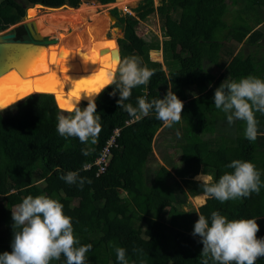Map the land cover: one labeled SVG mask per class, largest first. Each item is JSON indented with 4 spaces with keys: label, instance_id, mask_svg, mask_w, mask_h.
Segmentation results:
<instances>
[{
    "label": "trees",
    "instance_id": "obj_1",
    "mask_svg": "<svg viewBox=\"0 0 264 264\" xmlns=\"http://www.w3.org/2000/svg\"><path fill=\"white\" fill-rule=\"evenodd\" d=\"M25 1L71 8L80 3ZM97 1L104 4L114 0ZM152 2L141 0L135 8L136 15L129 14L122 21L120 59L140 57L148 49L157 48V41L149 42L136 30L138 20L154 11ZM161 3L160 24L169 36L173 58L179 66L168 74L153 69L155 74L149 83L133 88L125 103L136 107L140 97L149 102L163 98L171 85V91L183 102L180 122L166 127L154 112L139 119L131 116L118 108V92L110 95L115 85L106 86L95 100L96 112L102 119V131L95 143L83 144L76 137L58 134V108L49 94H32L4 109L0 114V253L11 251L10 209L26 196L47 195L63 204L64 214L72 218L79 244L92 245L86 264H119L117 247L126 250L129 264H202V243L199 236L193 235L194 227L176 228L164 220L166 214L183 218L186 215L181 207L187 198L205 194L203 185L193 176L203 169L218 180L225 172H232L227 165L239 159L254 163L264 182V114L255 113L258 135L255 141H249L244 135L245 122L237 120L229 125L226 114L215 107L212 99L223 80L238 81L248 75L264 79V0ZM232 6L237 9L227 19ZM176 10L179 14L174 17L171 13ZM23 13L19 0H0V30ZM234 16L246 26L235 24ZM86 105L82 102L79 107ZM115 128H119V134L110 146L109 163L104 172L97 174L93 161ZM160 128L161 140H169L168 145L175 141L174 146L181 148L172 172L168 169L172 160L162 155L159 163L153 152V138ZM165 132H170L167 138ZM89 163L90 167L84 168ZM70 171L85 178L83 187L61 179ZM213 211L229 220L256 217V235L264 238V187L248 198L224 203L207 199L204 206L194 210L193 223L198 219L196 212L210 223ZM50 264H66V258L62 255ZM209 264H214L210 258ZM255 264H264V257Z\"/></svg>",
    "mask_w": 264,
    "mask_h": 264
},
{
    "label": "clouds",
    "instance_id": "obj_2",
    "mask_svg": "<svg viewBox=\"0 0 264 264\" xmlns=\"http://www.w3.org/2000/svg\"><path fill=\"white\" fill-rule=\"evenodd\" d=\"M155 74L153 69L142 66L137 55L125 56L117 61L116 68L108 74V83L98 91L86 93L87 105L79 107V99L74 106L57 114L56 130L62 137H76L83 144L95 143L102 131L101 116L96 112V98L106 86L115 85L110 95L119 94L118 108L127 111L137 119L155 113L156 119L166 127L180 122L183 102L171 91V85L163 98L148 101L144 97L137 100V106L125 103L132 95V89L147 85ZM213 101L217 109L226 114L229 125L235 121L245 122L244 135L249 141H255L258 135V121L255 113L264 114V79L253 75L237 80H223L215 89ZM6 106H0V110ZM67 113V114H65ZM87 155L88 151L84 150ZM218 180H213L204 172L195 178L203 185L205 199H216L221 203L229 200L248 198L252 193L259 194L264 182L256 165L247 160H232ZM61 179L66 183L86 182L78 172H68ZM90 182V181H88ZM63 204L47 195L26 196L12 210L13 239L11 251L0 253V264H50L63 255L66 264H86L91 244L80 245L74 235L72 218L64 214ZM194 223L193 235L199 236L202 243V264H255L264 257V238H258L259 225L255 218L229 220L218 211L211 213V222L202 214ZM14 229H18L14 231ZM79 245V246H78ZM116 258L119 264H129L126 250L117 247ZM143 264V261H141Z\"/></svg>",
    "mask_w": 264,
    "mask_h": 264
},
{
    "label": "bare ground",
    "instance_id": "obj_3",
    "mask_svg": "<svg viewBox=\"0 0 264 264\" xmlns=\"http://www.w3.org/2000/svg\"><path fill=\"white\" fill-rule=\"evenodd\" d=\"M122 1L123 4H128L133 0ZM33 6L40 7L36 4ZM33 6L27 9V18L35 14L37 19V22L32 20L35 33L32 39L36 41L39 40L38 38L40 40L50 39L43 38L37 30L38 26L45 35L55 33L56 41H51V45H48L50 43L13 42L0 38V55L2 57L0 76L5 79L6 85L8 78L13 74H15L14 81H34L35 85V89L20 91L18 97L14 96L12 92L5 91L3 104L8 106L32 91H37V81H40V87H44L46 84L57 85V90L37 92L60 93L57 96H67L68 99L63 109L69 110V101L73 102L72 108L79 97V102H87L84 91H81L80 96L73 100L71 92L74 85L80 80H92L101 72H106L108 75L113 70L110 65L114 64L115 69L119 60L118 45L114 36L105 35L108 26L106 15L97 11L95 5L84 2H81L76 8L64 10L56 8L40 15L37 14V8ZM64 53L69 54L65 56ZM62 66L66 69L65 72L62 71Z\"/></svg>",
    "mask_w": 264,
    "mask_h": 264
},
{
    "label": "rangeland",
    "instance_id": "obj_4",
    "mask_svg": "<svg viewBox=\"0 0 264 264\" xmlns=\"http://www.w3.org/2000/svg\"><path fill=\"white\" fill-rule=\"evenodd\" d=\"M141 0H133L132 2L128 3V4H123L122 0H114L110 3H99L97 0H80V3L78 5L81 4V2L84 3H88V4H93L96 6L97 11L102 12L103 14L106 15V18L108 20V26H107V30L105 35L106 36H114L115 41L118 42L119 40L123 39V22L125 17L127 15H136V6L138 5V3ZM152 5L154 8V11L149 14L148 16H146L143 19H139L137 24H136V30L137 32L143 36L146 40H148L149 42L151 41H157L158 46L157 48H150L148 49L147 53L145 55L140 56L141 61H142V65L147 66L149 68L152 69H157V70H162L164 71V74H168L170 71H173L175 69L178 68L179 64L178 62L173 58V50L172 47L169 43V36L167 35L166 32H164V28L161 26L160 24V11L159 6L162 4L161 0H152ZM19 3L26 7L27 2L25 0H19ZM127 5V6H126ZM36 7V11L37 14H43L46 13L50 10L56 9V8H44V7H38V6H33ZM30 8V6H27V9ZM61 8L62 10L64 9H68L71 7H58ZM233 9H231V7L229 8L227 14H226V18L230 19V17H233V11H236V7L232 6ZM233 10V11H232ZM107 12H111L117 19V22H114L112 20H109V17L107 15ZM172 16L177 17V15L179 14V10L176 11H172ZM35 15V14H34ZM31 15L32 17L27 18L26 16H24V13L22 16H20L18 18L17 21H15L12 24H9L7 27L3 28L0 30V33H7V32H12L15 34V29H21L23 23L25 21H31L34 20L35 22H37L36 19V15ZM235 17V16H234ZM233 22L235 24H242L244 26H246L241 19L236 17L234 18ZM118 26L121 27L120 30H114L113 28H117ZM37 30L42 34L43 38H55L56 34L52 33V34H47L45 35L44 32L42 30H39L38 26H37ZM25 35H23L21 38H23ZM18 38V39H21ZM6 43H11V42H6ZM48 45H51L48 44ZM48 45H44V46H48ZM240 47V46H239ZM118 51H119V58L121 57V52L119 50L118 47ZM247 51V49H246ZM164 125V124H163ZM160 131L162 132V128H160L154 138H153V142H152V148H153V152L155 157L158 159L159 163L162 162V155L167 156L168 158H170L172 160V165L170 167H168V169L172 172L174 167L177 165V162L179 160V157L181 155V148L178 146H174L175 141H172V145H168V141L169 140H161L160 137ZM170 135V132H165L164 136ZM173 138V136L171 137ZM212 146V145H211ZM206 172V173H205ZM200 173H203V169L201 170ZM198 173V174H200ZM193 176V179H195L197 177V175ZM205 175H210L211 173H207V171H204ZM196 180V179H195ZM205 199V194H199L196 196H189L187 198V203L185 205H183L181 208L182 210L185 212V215L183 218L179 215H170V214H166L164 217L165 222L169 225V226H174L176 228H184V229H188L191 230L194 227V220H195V213L194 210H197V208L200 206V201ZM14 206L13 208L10 209V213H12V210H15ZM10 213H8L5 217H6V222L8 220V217L10 215Z\"/></svg>",
    "mask_w": 264,
    "mask_h": 264
},
{
    "label": "snow or ice",
    "instance_id": "obj_5",
    "mask_svg": "<svg viewBox=\"0 0 264 264\" xmlns=\"http://www.w3.org/2000/svg\"><path fill=\"white\" fill-rule=\"evenodd\" d=\"M69 53H64L65 56H68ZM114 69V64L110 65ZM62 71H66L64 66H62ZM13 74L12 77L8 78V84L6 85L5 79L3 76H0V106H3V96L5 94V91L12 92L14 96H19L20 91L25 89H32L33 88V82L32 81H14ZM106 83H108V75L106 72H101L99 76L93 77L92 80H80L76 85H74L73 91L71 92V96L73 97V100L78 98L80 96V92L84 91L86 93H92L95 91H98L101 87H103ZM40 81L36 82V90L37 91H45V90H57V85L55 84H46L44 87H40ZM68 97H58V101L61 103V107H65L63 101L67 100ZM72 101H69L68 108L71 109Z\"/></svg>",
    "mask_w": 264,
    "mask_h": 264
},
{
    "label": "water",
    "instance_id": "obj_6",
    "mask_svg": "<svg viewBox=\"0 0 264 264\" xmlns=\"http://www.w3.org/2000/svg\"><path fill=\"white\" fill-rule=\"evenodd\" d=\"M34 4H36V5H39L40 7H44V8H58V7H48V6H44V5H41V4H38V3H28L27 5H26V7H24V16H26L27 17V6H30V7H32ZM59 7H69V6H67V5H62V6H59ZM72 8H74V7H72ZM107 15H108V17H109V20H112V21H114V22H117L118 21V19L113 15V14H111L110 12H107ZM32 24H33V21L32 22H30V21H25L24 23H23V26H25L26 27V29H27V34L23 37V38H21V39H15V34L13 33V32H7V33H0V38L1 39H9V40H11V41H13V42H16V41H25V42H29V41H35V42H38V43H44V44H48V43H50L51 41H56V39H54V38H51V39H43V40H40V38H38L39 40L38 41H36V40H33L32 38H33V36L35 35V33H34V31L32 30ZM113 29H117V30H120L121 29V27L120 26H118L117 28H113ZM37 35V34H36ZM37 37H38V35H37ZM35 38V37H34ZM15 40V41H14ZM119 56H120V54H119ZM2 60V57H1V55H0V61ZM119 60H120V58H119ZM0 73H1V70H0ZM33 82V85H34V81H32ZM32 89H35V85L33 86V88ZM32 94H49V95H51L52 96V98H53V100H54V103H55V105H56V107L58 108V113L61 111V110H64L65 112H67V110L66 109H63L62 107H61V103H60V101H58V97H60V96H57V95H60V93L59 94H50V93H41V92H37V91H32L31 93H29V94H27V95H25V96H23V97H21V98H19V99H17V100H15L14 102H12L11 104H9L8 106H6L4 109H6V108H8V107H10V106H12V105H15V104H18V103H20V102H22L27 96H29V95H32ZM82 102H86V101H80L79 102V105L82 103ZM63 103L65 104L66 103V100L65 101H63ZM78 105V106H79ZM4 109H2V110H0V114L1 115H3V110ZM65 114H67V113H65Z\"/></svg>",
    "mask_w": 264,
    "mask_h": 264
},
{
    "label": "built area",
    "instance_id": "obj_7",
    "mask_svg": "<svg viewBox=\"0 0 264 264\" xmlns=\"http://www.w3.org/2000/svg\"><path fill=\"white\" fill-rule=\"evenodd\" d=\"M119 134V128L113 130L112 135L108 138L105 144L102 146L100 154L95 158L93 164L97 165V174L105 171L110 158V146L115 143V138ZM90 163L85 165L84 168H89Z\"/></svg>",
    "mask_w": 264,
    "mask_h": 264
},
{
    "label": "flooded vegetation",
    "instance_id": "obj_8",
    "mask_svg": "<svg viewBox=\"0 0 264 264\" xmlns=\"http://www.w3.org/2000/svg\"><path fill=\"white\" fill-rule=\"evenodd\" d=\"M111 13V12H110ZM112 14V13H111ZM33 27V26H32ZM33 29V28H32ZM34 31V29H33ZM13 32V31H12ZM27 34V29L25 26L22 25L21 29L16 28L15 29V39L21 38L23 35Z\"/></svg>",
    "mask_w": 264,
    "mask_h": 264
},
{
    "label": "crops",
    "instance_id": "obj_9",
    "mask_svg": "<svg viewBox=\"0 0 264 264\" xmlns=\"http://www.w3.org/2000/svg\"><path fill=\"white\" fill-rule=\"evenodd\" d=\"M206 173V172H205Z\"/></svg>",
    "mask_w": 264,
    "mask_h": 264
}]
</instances>
